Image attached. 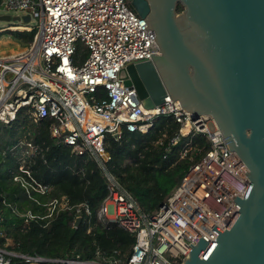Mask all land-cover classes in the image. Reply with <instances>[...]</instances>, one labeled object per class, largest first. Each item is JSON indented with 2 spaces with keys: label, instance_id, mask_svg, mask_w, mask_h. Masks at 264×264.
Listing matches in <instances>:
<instances>
[{
  "label": "built area",
  "instance_id": "2783aa9c",
  "mask_svg": "<svg viewBox=\"0 0 264 264\" xmlns=\"http://www.w3.org/2000/svg\"><path fill=\"white\" fill-rule=\"evenodd\" d=\"M0 12L14 13L20 22L29 17L28 23L8 26L7 31L36 30L33 42L24 49L0 54L1 126L19 118L29 124L49 121L56 145L69 147L78 157L87 155L101 167L110 159L104 144L107 134L119 138L122 128L147 133L159 116L179 124L172 146L183 137L197 135L209 143L152 214H144L107 175L108 195L96 211V220L114 223L133 236L126 256L96 251L88 259L79 255L48 258L0 244V264H182L200 238L209 248L217 237L212 228L225 231L238 214L233 198H244L249 180L243 172L248 171L229 151L212 119L194 118L168 96L160 107L144 110L134 89L123 85L118 77L122 68L157 54L154 32L128 0H0ZM33 20L34 27L29 25ZM79 44L86 51L82 61L75 58ZM22 146V156L38 151L29 140ZM19 170L29 180L18 175L13 180L27 193L30 189L47 192V186L37 183L22 166ZM49 206L51 211H74L75 220L89 215L86 205L69 206L64 197ZM2 227L0 213V239Z\"/></svg>",
  "mask_w": 264,
  "mask_h": 264
},
{
  "label": "water",
  "instance_id": "95a60500",
  "mask_svg": "<svg viewBox=\"0 0 264 264\" xmlns=\"http://www.w3.org/2000/svg\"><path fill=\"white\" fill-rule=\"evenodd\" d=\"M128 3L154 32L157 54L122 68L123 85L144 110L168 96L194 118L212 119L248 171L244 198H233L238 214L225 231L212 228L209 248L200 238L182 264H264V0Z\"/></svg>",
  "mask_w": 264,
  "mask_h": 264
},
{
  "label": "trees",
  "instance_id": "16d2710c",
  "mask_svg": "<svg viewBox=\"0 0 264 264\" xmlns=\"http://www.w3.org/2000/svg\"><path fill=\"white\" fill-rule=\"evenodd\" d=\"M10 33L15 47H26L33 42L36 30ZM85 56L79 44L75 58L82 61ZM49 126V121L29 124L19 118L0 130V213L5 232L0 244L11 239L14 246L7 249L30 256L79 255L88 259L96 251L106 256L114 252L126 256L134 243L133 236L114 223L96 220V211L108 195L107 175L131 195L144 214H152L209 148L201 135L183 137L172 146L179 124L169 116H159L147 133L122 128L119 138L107 134L104 144L110 159L101 167L87 155L78 157L69 147L56 145ZM24 136L37 146L35 154L22 156L23 146L17 143ZM20 166L37 183L46 185L47 192L30 189L27 193L15 182L14 175L29 180L20 172ZM61 197L69 206L86 205L89 215H82L75 225L74 211H51L49 203Z\"/></svg>",
  "mask_w": 264,
  "mask_h": 264
},
{
  "label": "rangeland",
  "instance_id": "374dc122",
  "mask_svg": "<svg viewBox=\"0 0 264 264\" xmlns=\"http://www.w3.org/2000/svg\"><path fill=\"white\" fill-rule=\"evenodd\" d=\"M181 12V8H178L177 13ZM4 13L0 12V16H2ZM10 17H14L15 14L14 13H9ZM24 25L23 22H17V21H9V22H4V21H0V54H7L9 52H15V51H20L22 49H24L25 47H15L14 45V39H13V34L10 33V31H7L4 28H7L8 26H21ZM30 26H35V21H31ZM4 29V30H3ZM3 30V31H2ZM12 31V30H11ZM19 31V30H16ZM22 32V31H19ZM6 126H1L0 125V130L2 128H4ZM25 141H27V138H25V136L21 139H18V145H22ZM16 146H14L12 148V150H14ZM20 159V158H18ZM191 159H193V157H191ZM3 238H5V232H3ZM3 246L5 247H11L14 246V242L11 239H5Z\"/></svg>",
  "mask_w": 264,
  "mask_h": 264
}]
</instances>
